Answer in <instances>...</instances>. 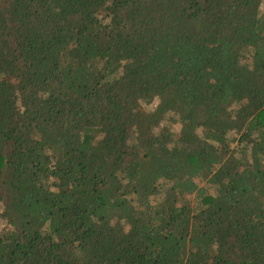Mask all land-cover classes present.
Returning a JSON list of instances; mask_svg holds the SVG:
<instances>
[{
  "label": "trees",
  "instance_id": "1",
  "mask_svg": "<svg viewBox=\"0 0 264 264\" xmlns=\"http://www.w3.org/2000/svg\"><path fill=\"white\" fill-rule=\"evenodd\" d=\"M0 264H264V0H0Z\"/></svg>",
  "mask_w": 264,
  "mask_h": 264
}]
</instances>
